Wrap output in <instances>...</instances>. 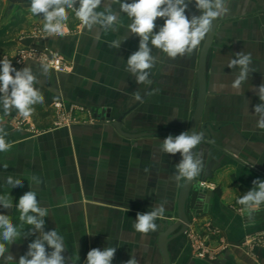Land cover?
Wrapping results in <instances>:
<instances>
[{
    "label": "crops",
    "instance_id": "crops-1",
    "mask_svg": "<svg viewBox=\"0 0 264 264\" xmlns=\"http://www.w3.org/2000/svg\"><path fill=\"white\" fill-rule=\"evenodd\" d=\"M229 7L230 13L219 19L208 55L206 104L197 130L205 133V141L197 146L203 170L196 179L215 197L207 212H191L189 230L169 243L172 264H264V204L249 213L238 203L253 187V180H264V130L254 126L250 115L254 106L262 103L254 89L264 84V0H230ZM200 14L193 0L186 15L190 19ZM120 16L123 26L119 32L92 33L68 10L73 33L50 35L44 31L43 17L31 14L30 0H0V29L15 17L24 19L11 36L16 46L0 51V59L7 57L18 70L32 68L38 77L34 87L44 97L41 107L51 112L46 118L31 115L25 119L15 108L5 113L0 106V126L12 145L0 153V194L10 193L16 205L24 193H36L39 203L49 211L45 231L56 229L65 237L62 255L69 257V264H84L86 260L80 259H86L87 251L93 249H87L85 242L74 246L69 237L91 233L113 236L112 247H117L113 264L115 258L125 264L132 255L137 264H164L158 236L165 229L166 213L176 214L183 185L170 179L181 155L160 151V142L168 135L125 138L111 124L100 122L94 110L111 108V119L115 120L138 102L133 95L139 91L141 98L148 95L124 119V131H169L172 136L188 131L197 100L203 42L190 56L176 60L154 49L158 63L151 70L152 83L138 85L125 66L127 58L138 50L139 37L129 35L119 49L107 45L126 34L130 21L125 14ZM155 23L154 31H158L164 20L157 18ZM35 30L44 34L35 36ZM46 47L65 58L73 70L61 73L48 66L45 75L44 64L31 60L18 63L24 52ZM240 51L252 54L253 73L241 93H236L230 84L238 69L228 68L226 62ZM221 80L229 87L217 91ZM58 102L64 107L59 115L54 111ZM10 175L23 179V186L11 189L5 183ZM33 176L42 183L33 184ZM165 200L164 217L156 220L158 230L146 236L136 232L133 223L137 213L151 211ZM108 203L113 207H98ZM0 214L19 219L15 207L0 206ZM111 220L113 227H108ZM90 221L97 225L92 231ZM22 244L20 240L9 247L14 252L23 248L27 252L29 244Z\"/></svg>",
    "mask_w": 264,
    "mask_h": 264
},
{
    "label": "clouds",
    "instance_id": "clouds-1",
    "mask_svg": "<svg viewBox=\"0 0 264 264\" xmlns=\"http://www.w3.org/2000/svg\"><path fill=\"white\" fill-rule=\"evenodd\" d=\"M193 0H30V12L43 17L44 31L50 35L63 36L66 32L68 10H73L75 18L89 32H119L123 26L120 14L127 16L126 34L107 42L109 48L119 49L129 35L139 37L138 50L126 61L125 71L138 85H150L151 70L158 63L153 50H159L171 60L190 56L212 31L213 22L230 13V0H194L200 15H186V10ZM78 5V6H77ZM113 5L119 8L114 10ZM157 18L164 23L156 29ZM252 54L240 51L227 59L226 66L238 69L231 89L241 93L253 69ZM43 74L49 73V67L42 65ZM38 77L30 66L16 69L7 58L0 59V106L5 113L15 108L18 114L27 119L34 111L33 106L43 103L44 97L34 85ZM217 91H223L229 85L223 80L217 82ZM262 103L254 106V126L264 130V84L254 89ZM134 101L141 100L139 91L133 95ZM8 133L0 126V153L10 150L12 145L6 141ZM205 141V133L193 130L183 131L177 136L168 135L160 142V151L165 154L179 153L181 160L175 165V172L170 179L176 183H189L198 177L203 170V161L196 156L194 149ZM6 167V166H5ZM31 182L42 183L39 177L33 176ZM5 183L12 189L23 186V179L8 176ZM253 187L248 190L238 203L251 213L264 204V180H253ZM167 201L155 204L151 211L137 213L133 228L145 236L158 230L157 219L164 217ZM0 206L4 209L15 207L19 213V224H14L9 215L0 214V264H17L9 245L21 237L35 236L29 243L28 251L21 255L18 264H69V257L62 255L66 251L64 237L58 231H45V217L49 215L33 190L24 193L16 205L10 193L0 194ZM25 225L30 227L25 230ZM39 233V235H36ZM117 247H105L103 250L93 248L87 253L84 264H112ZM48 249H51L49 251ZM125 264H137L135 255Z\"/></svg>",
    "mask_w": 264,
    "mask_h": 264
},
{
    "label": "water",
    "instance_id": "water-1",
    "mask_svg": "<svg viewBox=\"0 0 264 264\" xmlns=\"http://www.w3.org/2000/svg\"><path fill=\"white\" fill-rule=\"evenodd\" d=\"M218 23L219 19L213 22L212 31L208 34L205 41H203L200 50L197 67V100L193 115L189 123V133H191L193 130H198L199 122L204 113L207 97V59L209 52L213 47ZM145 96L142 97L141 100H139L135 105L123 111L115 120L111 119V108L95 109L94 115L100 122L111 124V126L115 128L119 135L132 140L143 137H159L163 135H172L169 131H148L142 133H127L126 131H124V119L144 101ZM179 134L180 133H175L176 136ZM194 153L197 156V147L194 149ZM214 197L215 194L211 190H209L204 185V183L197 179L189 183L183 182L177 199L176 214L175 216H169L166 213L167 218L165 220V229L158 236L157 244L164 264H172L168 249L169 243L177 237L185 234L189 230L191 224L189 214L191 212L195 214H202L207 212L209 205L213 201ZM169 218H174L175 221L169 223Z\"/></svg>",
    "mask_w": 264,
    "mask_h": 264
},
{
    "label": "rangeland",
    "instance_id": "rangeland-1",
    "mask_svg": "<svg viewBox=\"0 0 264 264\" xmlns=\"http://www.w3.org/2000/svg\"><path fill=\"white\" fill-rule=\"evenodd\" d=\"M67 22H68V24L70 25V27L73 29V27H72V24L67 20ZM77 29V28H76ZM58 103H60V102H58ZM56 104V103H55ZM55 104H54V111H56L57 112V114L59 115V113H61L64 109V107H63V105L61 106V107H56L55 106ZM62 104V103H61ZM91 114V112L89 113V115ZM62 116V115H61ZM58 118V117H57ZM61 122V121H60ZM11 190V189H10ZM101 207V209L103 208H108V207H113V204H99L98 205V207ZM2 207V206H1ZM3 208V207H2ZM13 208H14V206H13ZM12 208V209H13ZM13 215H17V213H13ZM12 221H13V223L14 224H19V219H12ZM112 221V224L110 225H107L108 227H113V220H111ZM46 222L47 221H45V224H46ZM49 223H50V221H48ZM70 222H75V223H77V224H79V223H81L82 221H78V220H71ZM94 221H90V225H89V228L91 229V231L94 229V228H96V226L97 225H95L94 223H93ZM51 223H52V221H51ZM25 227V230H27V228L28 227H30V226H28V225H25L24 226ZM51 227H52V225H51ZM49 228H50V226H49ZM48 231V230H47ZM36 235H39V233H37ZM35 238V236H28V237H21L18 241H22V243L23 244H29L33 239ZM70 238V242L74 245V246H77V244H81V243H83V242H85L86 243V247H87V249H88V247H89V249L90 248H94V247H101V246H103L104 244H106V247H112L113 246V236H105V235H103V236H98V235H96V234H93V233H91L90 235H87V236H85V235H76V236H70L69 237ZM64 239H65V237H64ZM17 242V241H16ZM101 243V244H100ZM109 243H110V245H109ZM22 244V245H23ZM112 244V245H111ZM12 245V244H11ZM25 249L23 248L21 251L22 252H14V251H12V248L11 247H9V251L13 254V256H14V258H15V260L17 261V264H18V260H19V258H20V256L21 255H24L25 253H26V251H24ZM28 250V249H27ZM87 253H88V251H87ZM85 256V255H84ZM86 259H84V257L82 258V260L80 259V262L81 261H85ZM115 262H116V264H124V260H119V259H117V258H115ZM112 264H113V261H112Z\"/></svg>",
    "mask_w": 264,
    "mask_h": 264
},
{
    "label": "built area",
    "instance_id": "built-area-1",
    "mask_svg": "<svg viewBox=\"0 0 264 264\" xmlns=\"http://www.w3.org/2000/svg\"><path fill=\"white\" fill-rule=\"evenodd\" d=\"M72 14L74 15V11L71 10ZM73 33V29L70 27L68 22H66V32L63 36L71 35ZM35 36L43 35L44 33L40 30H35ZM59 36V35H58ZM31 60L36 61L41 64L50 66L57 72L61 73H69L73 70L72 65L61 55L54 52L50 48H44L42 50H31L28 52H24L21 57L18 59V63L23 61ZM56 107H61V103H56Z\"/></svg>",
    "mask_w": 264,
    "mask_h": 264
},
{
    "label": "trees",
    "instance_id": "trees-1",
    "mask_svg": "<svg viewBox=\"0 0 264 264\" xmlns=\"http://www.w3.org/2000/svg\"><path fill=\"white\" fill-rule=\"evenodd\" d=\"M23 23V18L15 17L7 27L0 29V51L10 50L16 46V42L12 39L11 36L14 30L21 26ZM33 108L34 111L31 115H36L37 118H46L51 115L50 111H45L41 107V103L34 105Z\"/></svg>",
    "mask_w": 264,
    "mask_h": 264
}]
</instances>
